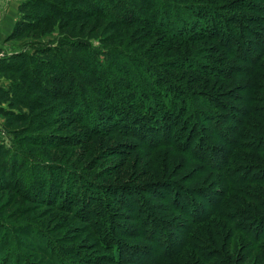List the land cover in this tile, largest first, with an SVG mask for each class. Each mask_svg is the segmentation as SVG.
<instances>
[{"label":"rangeland","instance_id":"rangeland-1","mask_svg":"<svg viewBox=\"0 0 264 264\" xmlns=\"http://www.w3.org/2000/svg\"><path fill=\"white\" fill-rule=\"evenodd\" d=\"M23 1L0 0V58L21 52L31 55L38 47L58 49L63 40H69L74 47L88 45L92 52H96V55L95 58L89 55L86 61L84 55H82L83 60L75 62L85 67V71H88V74L82 71L71 72L76 77L77 82L85 86V91H78L75 88L72 91L69 90L71 93L67 95L68 99L63 101L59 99L54 107L46 111L47 113L41 114L23 107L18 108L29 118L31 128L27 127V131L20 133L19 131L7 129L6 119L0 116V264H84V255L95 257L101 264H110L109 257L113 255V252L105 246L109 242L94 233L88 221L82 220L85 210L90 213L94 210L86 208L85 204L80 206L84 198L83 194L76 196V200H74L75 197L73 198L72 195L76 193V189L73 190L72 195H66V186L63 184V176L65 175L62 172L70 173L71 183L78 189L80 187L82 190L84 189L86 195L87 191L90 190L88 196H93L94 194V189L90 185L101 184L106 189L107 198L109 193L111 202H113V197H117L116 199L122 197L118 191L124 188L132 187L133 189L144 191L141 196L145 197L144 201L147 199L149 202L155 196L158 198L155 193L149 194L146 192V189L152 183H158L163 180L162 182L165 181L170 186L181 187L184 192H190L189 194L193 196L189 201L190 204H194V208H191L189 212L191 215L185 216L172 211V208L168 206L169 202L167 203L165 199L169 193L173 197L175 192L167 188L161 189L160 193H162L161 196L164 199L160 198L162 199L160 205H157L156 201H152L154 203L152 205H156L158 211L161 212V218L157 220L161 221L160 219L163 218V221L167 223L185 225L181 228L183 233L185 227L190 230L193 226L191 222L194 218L206 215L209 219L206 218L203 222L192 227L191 231L195 235L197 234L199 237L213 241L215 245L220 247V252H223L225 259H230L234 264H257V253L253 248L255 244L248 240L247 235L237 232L234 226L226 220L227 214L233 208V204L236 207L244 206L250 219L254 218L255 220L264 217V210L258 209L253 202L235 195V192L241 189H254L264 193V184L259 185L254 181L259 177V174H264V151H260V154L250 152L249 144H246L247 146L243 147V149L241 148L245 141L241 136L243 133L250 131L253 136L264 135V123H262L263 126L258 131H251L247 125H240V120L242 122L245 120L247 124L257 122L247 114L248 110L245 109L246 107L242 103L243 98L246 97L243 93L245 88L243 84H248L255 77L254 74H251L254 71V65L249 62H243L242 58L236 56L235 53L238 52L236 45L231 51L223 48L220 44L221 37L219 34L210 37L211 34L209 33L214 30L212 26L214 15H205L204 20L201 21L202 24H200L202 29L198 28L200 27L199 25L197 27L200 37L194 41H171L165 34L166 30L149 31L150 29L136 22L117 26L107 18H99L91 15L92 13H88L90 15L86 16L84 14L85 8L79 7L75 0H67L58 4L62 10L71 12L81 10L80 12L84 13H74V19H68L66 16L61 15L54 19L53 22L42 26L36 34L30 35L21 41L8 42L7 38L12 33L15 24L22 18L19 7ZM94 1L106 3L107 0ZM115 1L127 4L129 8L139 14L140 18L155 20L154 26H157L162 18L165 17L161 6H158L157 13L153 14L154 8L150 10L146 7L147 10H138V3L133 2V0ZM154 1L155 3L156 1L162 3L165 0ZM231 1L169 0L166 4L170 6L168 12L173 8H180L176 10L183 9L185 14L184 20L181 19V26H188L189 23L187 21L190 23L194 22L193 27L195 29V24L200 22L193 19L190 10L186 8H191L192 5H201V3L205 2L228 4ZM253 1L258 5H263L264 3L262 0ZM110 2H113V0H110ZM123 9H114L113 12L115 14H124ZM211 13L215 14L214 12ZM227 13L228 15L233 14L232 12ZM152 15H154L153 18L151 17ZM170 15V22L175 24L174 28H179L176 15L174 13ZM216 17L217 15H215ZM125 18H130V16L127 15ZM165 19L167 20V18ZM231 27L232 25L229 26V29L234 33ZM174 28L172 26V29ZM253 28L260 29L259 27ZM205 32L206 35H204ZM216 33H219V31L216 30ZM245 37L244 41L248 45L252 41L257 40L251 35L250 31H245ZM118 46L124 47L132 58L129 60L127 57L119 58L118 55H114L116 57L114 60L119 63L126 62L133 70L134 79H144L145 74L136 65V63L141 62L157 63V65L164 67H170V62H185L186 66L193 65L192 62H198L208 68L211 66L217 70H223L225 73L223 79L213 78L215 75L202 76V74L194 72L192 69L188 70V68L176 69L173 73L175 78L181 79L184 84H189L193 94H196L201 100L206 95L216 94L219 95L221 101L225 102L221 92L225 89L231 90L223 96H228V104L233 103L235 108H239L235 112L237 114L236 119H233L229 110L226 111L224 108L217 109L215 107L209 109L200 107L201 112L214 114L221 119V124L229 130L226 135L217 129L212 124V121L210 123L209 120L206 121L201 115L197 116L196 113L194 116L195 120L198 117L202 121L200 126L204 124L203 132L209 139L198 138L197 141L222 149L223 154L218 152L214 154L215 162L220 163V169L212 168L207 161L208 159H205L207 158L205 157V151L200 150L196 153L198 157L192 158L185 152V148L179 149L177 142L171 141L173 140L172 138L168 141L164 132H157V135L152 137L147 136V140L145 138L142 139L137 137V134L141 132L136 131V134L130 130V124L125 120L124 125V122L118 121L116 123V130H103L96 135L82 126L81 123H75L76 119H71L70 115L65 113V108L70 98H75L78 103H76L77 106H81L82 111L80 110V113L85 111L86 113L92 111L97 113L110 106L109 101L117 95L116 92L124 95L131 94L127 89L117 91L118 85L116 84V87L115 83L117 80L123 79L112 71L107 70L110 67L106 62V54ZM240 47L243 55L250 56L249 52H245L246 49L242 46ZM84 52L87 51L84 50ZM253 55L258 57V61L260 59L264 62V40L257 42V48ZM60 57L64 58L63 55H60ZM89 59L100 62L103 64V68L92 71L90 65L92 60L89 61ZM253 59L254 57L250 60L252 63H254ZM258 61L256 59V62ZM175 64L177 65V63ZM54 67L56 68L57 66ZM192 68L194 69V67ZM65 69L68 71L67 67ZM248 71L249 75H245L244 73ZM94 73L97 80H102L101 85L95 84L92 82L93 77H89L94 75ZM16 81L19 82L18 80ZM6 82L10 81L7 80ZM62 91L65 90L62 89ZM78 94L82 95L81 98ZM234 96L237 97L236 100ZM102 100L104 101L102 102ZM3 108H9V105H3ZM242 110H244V113ZM115 114H117V111ZM43 116L46 118H59L58 122L55 123L56 125L45 133V140H55L62 137L71 139L72 143L66 146H51L48 143L24 145L26 137L42 134L33 131L32 127H35L34 125L36 124H42ZM115 117L113 116V119H116ZM86 119L87 117L84 116V120ZM111 121L113 120H104L103 126H109ZM153 139H155V142L157 140L160 141V143L153 145ZM16 148H19L22 152L20 154L22 158L12 161V153ZM261 148L263 149L264 145ZM10 149L12 150L10 151ZM119 150L122 154L125 152L126 155L119 156ZM24 161L27 162L25 163ZM245 165H252L248 171L251 179L246 178L248 183L242 184L236 180L242 176ZM223 167L226 170L222 169ZM227 172L234 175L232 179L228 178ZM74 175H84L87 181L78 180L79 177L73 179ZM50 181L55 184V187L59 184V191L57 189L55 192L53 191V185ZM259 181L264 183V178H260ZM80 193L83 192L81 191L77 194ZM97 194L100 197L105 196V194L101 195V192H97ZM139 198L141 197L139 196ZM210 198H212V204L209 206L208 201ZM124 204L123 202V207ZM180 204L183 203L181 202ZM113 205V208H109V212H112L109 215H114L113 222L115 221L117 225L111 228L109 221L112 222V215L109 220L105 219V217L97 218L96 220H100L101 224H108L105 227L106 229L103 228L105 232L101 234L106 237L111 229L112 233L121 240L124 246L138 251L137 253L136 251H132L133 253L125 252L123 258L136 261L137 264L151 258V261L153 260L157 264L160 261L159 257L163 250L168 249L170 246L162 245L158 251V245L144 240L139 234L143 229L144 214H140L138 217L140 218L139 221H136V219L132 221L127 216L128 211L120 209L116 204ZM136 207L139 208V205L137 204ZM77 209L83 211L80 210L77 213ZM154 211L157 212V210ZM117 226L119 228H116ZM118 229L120 232L123 229L124 233L127 231L129 235L122 232L120 233L121 235L117 234L119 232H117ZM182 233L178 232L177 234L180 239ZM171 240V246H175L174 249L180 246L174 238L171 237ZM163 241H167V239H163ZM104 242L105 244H103ZM261 244L264 245V240ZM174 249H171L173 253L175 252ZM73 253H77V255ZM81 254L83 255L82 257ZM218 254L216 258L219 257ZM136 256L137 258H135ZM183 261L180 263L176 262V264H186L188 260L185 263Z\"/></svg>","mask_w":264,"mask_h":264},{"label":"trees","instance_id":"trees-1","mask_svg":"<svg viewBox=\"0 0 264 264\" xmlns=\"http://www.w3.org/2000/svg\"><path fill=\"white\" fill-rule=\"evenodd\" d=\"M61 1L65 2L67 0H24L19 7L22 18L15 24L12 33L7 38V41L10 42L24 40L28 36L36 34L42 26L53 22V20L57 17L63 15L68 19H74V13H79L81 11L77 10L76 12H71L62 10L58 5ZM167 1L169 0H165L162 3L156 1L155 3L154 0H133V2L138 3V10H151L154 8L153 14L157 13V9L159 8L158 6L162 7L165 17L162 18L157 26L153 25L155 20L140 18L139 14L129 8L127 4H121V2L118 3L115 0H113V2L107 0L106 3L100 1L97 2L94 0H75V3L79 7L86 9L85 13L80 12L81 14L84 13L86 16H89L92 13L91 15L93 16L107 18L111 23L117 26L129 25L133 22H136L143 25L145 28L150 29L149 31H156L158 29L160 31L166 30L165 34L171 41H194L200 37L198 28H201L200 24H202L201 21L204 20L203 18L205 15H214V23L212 24L214 30L209 33L211 34L210 37H214L215 35L219 34L221 37L220 44L223 48L231 51L236 45V48L238 49V52L235 53L236 56L242 58L243 62H249L254 65V71L251 74H254L255 77H253L250 81L248 80V84H243L245 85L243 93L246 97L243 98L244 100L242 103L245 105V109L248 110L247 114L257 122L247 124L245 120L243 122L240 120V125H247L251 131H258L260 128H262V123H264V62H262L260 59L258 61V57L253 54L256 51L257 42H262L264 40V3L263 5H258L257 3H254L253 0H232L228 4L205 2L201 3V5H192L191 8L186 9L190 10L193 19L199 20L200 22L195 24L194 29V22L190 23L187 21V23H189L188 26H181V19H183L185 12H183V9L176 10L180 8H173L168 12L170 6L166 4ZM262 1L264 2V0ZM114 9H123L124 14H115L113 12ZM211 12H214L215 14H212ZM227 12H232L233 14L228 15ZM171 13L176 15V19L178 20V24L180 26L179 28H174L175 24L170 22ZM127 15H129L130 18H125ZM215 15H217L216 18ZM151 17L153 18L154 15ZM165 18H167V20ZM198 25L200 27H198ZM230 25H232L231 28H233L234 33L230 31ZM172 26L174 29H172ZM253 27H259L260 29H255ZM216 30H218L219 33H216ZM245 31H250L251 35L254 36L255 39L257 38L256 41L251 42V46L248 45L246 41H244L246 38ZM204 35H206V32ZM215 42L218 44L217 41ZM240 46L246 49L245 52H249L250 56L243 55V51L241 50ZM88 47V45L74 47L73 43H71L69 40H63L58 49H53L51 47H38L36 49L34 48V53L31 55L21 52L13 53L9 56H3L0 58V116H3L6 119L7 129L23 133V131H27V127H30L29 118L26 114L22 113L20 109H18L20 107L39 112L41 114L47 113L46 111H49V109L54 107L59 99L62 101L67 100V95L71 93L70 91H72V89L75 88L78 91L86 90L85 86L79 84L80 82H77L76 77L72 75L71 72L74 73V71H82L83 73L88 74V71H85V67L75 63L81 62V60H83L82 55H84L85 61L88 59L89 55L94 56L95 58L96 52H92L90 47ZM113 49L114 50H111V52L106 54V62L110 67L107 70L112 71L114 74L123 79L116 81L115 85H118L117 91L120 89L121 91L127 89L131 94L124 95L118 94L119 92H116L117 95L109 101L110 106L97 113H94L93 111L89 113H86V111L80 113L79 111H82L81 106H77L78 103L75 101V98H70L67 102L68 104L66 105L65 113L70 115L71 119L75 118V123H81L82 126L86 127L91 133L96 135L100 134L99 132L103 130H116V123L118 121L124 122L123 125L126 121H128L130 124L129 127L131 128L130 130L135 133L136 131L141 132L139 134L136 133L137 137L142 139L145 138L146 140L148 138L147 136L152 137L157 135V132H164L165 138L168 139V141L170 138H172L173 140L171 141L177 142L179 149L185 148V152L188 153L192 158L198 157L196 153L200 150L205 151V157H207L205 159H208L207 161L211 164L212 168L220 169V163L218 164V162H215L214 154L217 152L223 154L222 149H218L215 146H211L205 142L202 143L197 141L198 138L208 139V137L203 132L204 124L200 126L202 121L198 117L195 120L194 116L196 113L197 116L201 115L206 121L209 120L210 123L212 121V124H214L217 129L226 135L229 130L221 124V119L217 118V116L214 114L211 115L210 113L207 114L206 112H201L200 107L209 109H213L215 107L217 109L224 108L226 111L229 110L233 119H236L237 114L235 112L238 111L239 108H235V104L233 103L228 104V96H223L231 90L225 89L221 92L225 102L221 101L219 95L216 94H204L206 97L201 100L200 97L196 96V94H193L189 84H184L181 79L175 78L173 73L176 69L180 70L188 68V70L192 69V71L202 74V76L205 75L209 77L215 75L213 78L223 79L225 74L223 70H217L211 66L208 68L198 62H192L194 66H191L194 67V69L191 66H186L185 62H170L169 64L171 65L168 64L170 67L160 66L157 65V63L154 64L151 62H141L136 63V65L139 66L142 69V72L145 74L144 79H134L133 70L129 65H127L126 62L119 63L115 62L114 60L116 59L114 55H118L119 58L127 57L129 60L132 57L129 56V53L125 51L124 47L122 46H118ZM84 50L87 52H84ZM60 55H63L64 58L60 57ZM252 57H254L252 60L254 63L250 61ZM256 59L258 62H256ZM91 60L92 59H89V61ZM175 63H177V65ZM131 64L133 67L132 62ZM90 65L92 67V71L103 68V64L100 62H95L94 60H92ZM54 66L57 67L55 68ZM65 67H67L68 71H66ZM244 74L249 75V71L245 72ZM89 77H93L92 82L101 85L102 80H97L95 73ZM7 80L10 82H6ZM51 86H53V88H51ZM62 89L65 91H62ZM62 92H65V94ZM78 96L81 98L82 95L78 94ZM234 99L236 100L237 97L234 96ZM103 101L104 100H102V102ZM6 104L9 105V108H3V105ZM116 111L117 114H115ZM242 112L244 113V110H242ZM84 116L87 117L86 120H84ZM113 116H116V119H113ZM58 119V117L46 118L43 116L42 124L34 125L33 122L35 127H32V130L42 134L39 136L32 135L34 137H26V143H24V145H37L43 143H48V145L51 146L70 145L72 142L69 138L59 137L55 140H45V133L52 126L56 125L55 123L58 122ZM104 120L113 121H111L109 126H103ZM175 121L176 123H174ZM241 136L245 140L241 145L242 149L243 147L247 146L246 144H249L250 152L260 154V151H264V148H261V146L264 145V135L253 136L251 132L248 131L243 133ZM156 143H160V141L157 140L155 142V139H153L152 144L155 145ZM11 150L12 149H10V151ZM118 152V154H120L119 156L126 155L125 152L122 154L120 150ZM20 154H22V152L19 148H16L12 153V161L21 159L22 156ZM24 162L26 163L27 161ZM208 162L206 163L209 165ZM252 165H245L244 172L241 174L242 176L237 178L236 181L242 184H247L248 182L246 181V178L251 179L248 171ZM222 169L225 168L223 167ZM62 174L65 175L63 176V184L66 186V195H72L73 190L76 189V193H74L75 196L72 195L73 198L75 197L74 200H76V196L83 194L84 198L82 199L80 206L85 204L86 208L94 210L92 213H90L88 210H85V214L81 213L84 214V218L82 220L88 221V224L90 228L93 229V232L97 233V235L102 237L103 240L106 239V242H109L108 244L106 243L107 245L105 242L103 244H105V246L111 249L113 252V255L109 257V260L111 261L110 264H137L136 261L128 260V258H123V256L125 252H138L131 247L124 246L121 240L118 239L114 233H112L111 229L109 230V233L106 237L101 234L105 232V227H107L108 224H101L100 220H96L97 218L105 217V219L109 220V217L112 215V222L109 221L111 228L115 227L114 225H117L115 221L113 222L114 215H109V213H112L109 212V208H113V204H116L120 209H125L128 211L127 216L132 221L135 219L136 221H139L140 218L138 217L140 214H144L145 218L142 222L143 229L139 234L144 240L150 241L154 245H158V251L162 245L165 244L169 245L171 249H174L175 246H171V237L180 244L178 248L174 249V253L171 251L170 247L166 250H163V253L159 257L160 261L158 263L176 264V262L180 263L182 260H184L183 262L185 263V261L188 260L189 262L187 261L188 263L186 262V264H234V262H232L230 259H225V255L222 254L223 252H220V247L215 245L213 241L199 237V235H195L191 231L192 227H195L198 225V223L203 222L206 218L209 219L208 216L203 215L200 218H194V220L191 222L193 226L190 228V230H187L185 227L183 233L181 228L185 225H175L172 222L167 223L163 221V218L160 219L161 221L157 220L158 218H161V212L158 211V207L156 205H152L154 204L152 201H156L157 205H160L162 200L160 198H163L161 196L162 193H160L161 189L167 188H169L170 191L173 190L175 192L173 197L171 196V193H169L165 199L167 203L169 202L168 206L172 208V211L185 216L191 215L189 212L191 211V208H194V204H190L189 201L193 198V196L189 194L190 192H184L181 187H177L176 185L170 186L165 181L162 182L163 180L158 183H152L146 189V192L149 194L155 193L158 198L155 196L153 200H149V202L147 199L144 201L145 197L141 196V193L144 191L142 192L140 189L137 190L133 189L132 187L124 188L120 191L116 189L119 194L122 195V197L120 199L113 197V202H111L109 193L107 198V192L105 191L106 189L101 184L95 183L90 185L94 189V194L93 196H88L90 190L87 191L86 195L84 189L82 190L80 187L79 190L78 187L71 183L70 173L62 172ZM227 175L229 179H232L234 176L230 172H227ZM76 178H78V180L87 181L84 175H74L73 179ZM260 178H264V174H259V177L254 181L257 182L256 184L262 185L264 183L259 181ZM50 182L53 185V191L55 192L56 189L59 191V184L55 187V184L52 183V181ZM96 189L97 192H101V195L105 194V196L100 197L97 194ZM81 191L83 193L77 194ZM235 195L253 202V204L258 209L264 210V193H260L254 189H241L240 191L235 192ZM139 196L141 198H139ZM211 199L212 198H210L208 201L209 206L212 204ZM123 202L125 203L124 207L122 206ZM181 202L183 204H180ZM137 204L139 205V208L136 207ZM232 206L233 208L227 214V222H230L237 232L247 235L248 240L255 244V247L253 248L257 253V264H264V245L261 244V242L264 240V217L255 220L254 218L250 219L247 216L244 206L236 207L235 204ZM80 210L81 209H77L76 212L78 213ZM154 210H157V212ZM116 228H119V226ZM118 231L119 229L117 232ZM121 232L124 233L123 229H121ZM121 232L119 231L117 234H120ZM178 232H180V234L182 233L181 239L177 235ZM124 234L129 235L127 231ZM163 239H167V241H163ZM73 254L77 255V253ZM217 254L219 255L218 258H216ZM82 256L83 255L81 254V257ZM83 257L84 264H101L95 257L86 255ZM135 258H137V256ZM149 259L150 260L147 259V261H142L140 264H155L153 260L151 261V258Z\"/></svg>","mask_w":264,"mask_h":264}]
</instances>
